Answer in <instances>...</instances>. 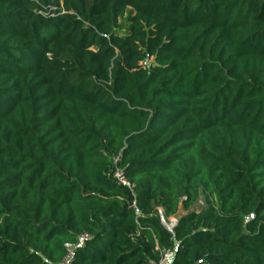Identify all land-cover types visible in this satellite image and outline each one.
I'll return each mask as SVG.
<instances>
[{
	"label": "trees",
	"instance_id": "obj_1",
	"mask_svg": "<svg viewBox=\"0 0 264 264\" xmlns=\"http://www.w3.org/2000/svg\"><path fill=\"white\" fill-rule=\"evenodd\" d=\"M82 234L71 264H264V0H0V264Z\"/></svg>",
	"mask_w": 264,
	"mask_h": 264
},
{
	"label": "built area",
	"instance_id": "obj_2",
	"mask_svg": "<svg viewBox=\"0 0 264 264\" xmlns=\"http://www.w3.org/2000/svg\"><path fill=\"white\" fill-rule=\"evenodd\" d=\"M114 177L118 180V182L122 185H125V186H129V183L128 181L126 180L125 178V175L123 173L122 170L120 169H116L115 172H114ZM199 204L201 205L202 204V201H199ZM253 218V214H250L247 218H246V221L250 220ZM177 223V219L176 220H172L169 224L171 225H175ZM88 236L86 234H82L81 237H80V241L78 244H73V245H69L67 248H66V254L64 255L63 259L59 262V264H71V261L74 257V253L77 249V247L83 243V241L85 239H87ZM173 252L169 251L168 253H166V256H165V259L162 261L164 263L165 260H168L169 258L173 257ZM162 262L160 264H162Z\"/></svg>",
	"mask_w": 264,
	"mask_h": 264
},
{
	"label": "water",
	"instance_id": "obj_3",
	"mask_svg": "<svg viewBox=\"0 0 264 264\" xmlns=\"http://www.w3.org/2000/svg\"><path fill=\"white\" fill-rule=\"evenodd\" d=\"M162 223L170 230V231H172L173 230V227H174V225H171V224H168V223H166L163 219H162Z\"/></svg>",
	"mask_w": 264,
	"mask_h": 264
},
{
	"label": "rangeland",
	"instance_id": "obj_4",
	"mask_svg": "<svg viewBox=\"0 0 264 264\" xmlns=\"http://www.w3.org/2000/svg\"><path fill=\"white\" fill-rule=\"evenodd\" d=\"M183 213H184V211L180 210V211H179V214H178L176 217H172V218L170 219V222H171L172 220H176V219H178V216H181Z\"/></svg>",
	"mask_w": 264,
	"mask_h": 264
}]
</instances>
